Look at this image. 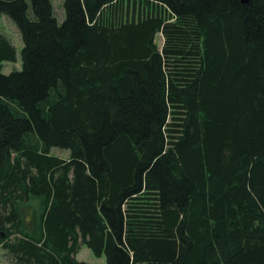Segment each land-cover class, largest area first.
I'll use <instances>...</instances> for the list:
<instances>
[{
	"label": "trees",
	"instance_id": "1",
	"mask_svg": "<svg viewBox=\"0 0 264 264\" xmlns=\"http://www.w3.org/2000/svg\"><path fill=\"white\" fill-rule=\"evenodd\" d=\"M64 8L60 23L52 0H0L24 42L5 74L0 32L12 264H87L81 245L108 264H264V0ZM34 197L37 233L18 206Z\"/></svg>",
	"mask_w": 264,
	"mask_h": 264
},
{
	"label": "rangeland",
	"instance_id": "2",
	"mask_svg": "<svg viewBox=\"0 0 264 264\" xmlns=\"http://www.w3.org/2000/svg\"><path fill=\"white\" fill-rule=\"evenodd\" d=\"M65 0H52L56 17L61 23L65 19L66 13L64 8ZM0 32L8 37L17 49V61H5L2 71L5 74L12 72L14 69L22 68L21 51L24 46L21 32L16 22L6 14H0ZM155 41L160 49L164 44L162 33L156 35ZM51 152L62 158H69L70 151L60 147H54ZM19 209L24 215V228L29 232L37 233L40 230V216L43 210V200L41 198H32L29 202L18 203ZM13 238V237H12ZM78 260L85 261L87 264H108L106 255L96 256L87 245H81V249L76 255ZM0 264H12V256L3 248L0 243Z\"/></svg>",
	"mask_w": 264,
	"mask_h": 264
},
{
	"label": "water",
	"instance_id": "3",
	"mask_svg": "<svg viewBox=\"0 0 264 264\" xmlns=\"http://www.w3.org/2000/svg\"><path fill=\"white\" fill-rule=\"evenodd\" d=\"M249 2H250V0H242V3H244V4H247Z\"/></svg>",
	"mask_w": 264,
	"mask_h": 264
}]
</instances>
